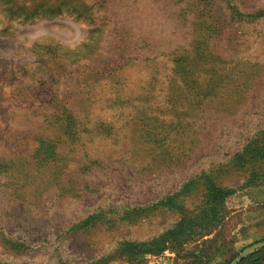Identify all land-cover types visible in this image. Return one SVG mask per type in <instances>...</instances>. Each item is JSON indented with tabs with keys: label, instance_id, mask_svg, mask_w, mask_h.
Listing matches in <instances>:
<instances>
[{
	"label": "rangeland",
	"instance_id": "1",
	"mask_svg": "<svg viewBox=\"0 0 264 264\" xmlns=\"http://www.w3.org/2000/svg\"><path fill=\"white\" fill-rule=\"evenodd\" d=\"M262 247L264 0H0V264Z\"/></svg>",
	"mask_w": 264,
	"mask_h": 264
},
{
	"label": "trees",
	"instance_id": "2",
	"mask_svg": "<svg viewBox=\"0 0 264 264\" xmlns=\"http://www.w3.org/2000/svg\"><path fill=\"white\" fill-rule=\"evenodd\" d=\"M261 260H264V247L257 249L248 256L242 258L238 264H257Z\"/></svg>",
	"mask_w": 264,
	"mask_h": 264
}]
</instances>
